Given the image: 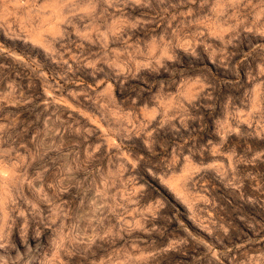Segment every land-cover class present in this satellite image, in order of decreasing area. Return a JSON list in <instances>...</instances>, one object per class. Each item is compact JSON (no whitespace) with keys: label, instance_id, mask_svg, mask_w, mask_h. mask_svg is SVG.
<instances>
[{"label":"rangeland","instance_id":"obj_1","mask_svg":"<svg viewBox=\"0 0 264 264\" xmlns=\"http://www.w3.org/2000/svg\"><path fill=\"white\" fill-rule=\"evenodd\" d=\"M0 264H264V0H0Z\"/></svg>","mask_w":264,"mask_h":264}]
</instances>
